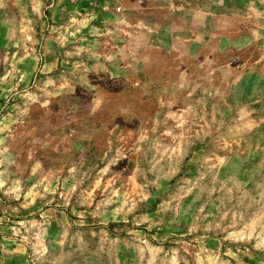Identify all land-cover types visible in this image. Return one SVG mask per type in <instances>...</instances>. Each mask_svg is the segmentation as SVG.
Listing matches in <instances>:
<instances>
[{"label":"rangeland","instance_id":"1","mask_svg":"<svg viewBox=\"0 0 264 264\" xmlns=\"http://www.w3.org/2000/svg\"><path fill=\"white\" fill-rule=\"evenodd\" d=\"M0 264H264V0H0Z\"/></svg>","mask_w":264,"mask_h":264}]
</instances>
